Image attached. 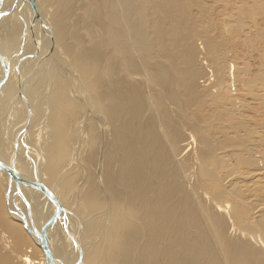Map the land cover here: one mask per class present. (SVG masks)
<instances>
[{
    "label": "bare ground",
    "instance_id": "bare-ground-1",
    "mask_svg": "<svg viewBox=\"0 0 264 264\" xmlns=\"http://www.w3.org/2000/svg\"><path fill=\"white\" fill-rule=\"evenodd\" d=\"M144 1L150 10L142 19L133 0L109 3L110 20L117 26L118 35L131 39L135 48H183L190 45V29L204 34L215 30L213 39L221 31L206 0ZM254 1L264 5L262 0ZM84 3L86 0H0V162L28 182L48 188L56 200L53 203L38 186L18 184L0 167L4 191L0 193V264H49L40 243L44 227L55 264H104L98 257L102 251L107 257L105 264H264L262 226L256 229V225L248 224L253 231L246 226L247 233L240 232L238 238L232 233L226 236L223 228L234 214L249 215L243 209L248 204L243 202L238 183L264 174V160L257 157L256 145L264 142L259 140L264 123L258 129L247 122H234L235 127L248 132L238 139L245 146L244 171L220 176L218 164L210 170L212 179L220 181L221 186L212 195L203 193L207 208L203 200L180 195L184 167L180 150L167 146L143 120L145 103L138 101L132 75L129 83H120L113 68L101 63L107 59L100 57L99 42L89 49L75 47L85 35L72 22ZM192 7L202 11L200 28L191 17ZM256 13L251 9L247 16L255 20ZM69 16L70 23L65 20ZM157 18L160 35H154L156 31L151 28ZM168 21L170 27L166 28ZM245 25L241 20L231 30L226 25L224 31L233 34ZM70 32L76 38L75 45L67 40ZM221 52L211 55L215 74L201 85L210 89L215 80L223 89L225 101H244L246 94L240 97L237 92L245 93L246 89H237L236 82L248 64L241 66L227 50ZM137 53L141 68L147 69V60ZM205 53L201 48L199 59ZM57 64L63 68H56ZM200 76L197 62L181 74L166 70L161 74L173 102L196 95ZM261 83L264 85V80ZM89 86L98 93L96 101L89 96ZM250 94L263 97L257 91ZM234 117L232 114L224 120ZM159 121L163 122L161 116ZM216 126L222 129V121ZM102 141L107 142L106 148H101ZM187 142L181 144L185 155L184 148L192 147L193 137ZM87 145L93 154L87 193L94 200L87 198L80 203L75 197L77 181L71 182L76 174L68 171V166L80 160ZM214 156L206 157L213 160ZM99 157L103 161L100 173ZM200 164L199 169L204 171ZM107 167L110 175L106 174ZM101 180L108 192L106 198L110 195V214H104L109 198L100 192ZM99 230L106 235L110 231L107 243L85 241L88 237L97 239ZM245 237L248 240L241 241Z\"/></svg>",
    "mask_w": 264,
    "mask_h": 264
},
{
    "label": "rangeland",
    "instance_id": "rangeland-1",
    "mask_svg": "<svg viewBox=\"0 0 264 264\" xmlns=\"http://www.w3.org/2000/svg\"><path fill=\"white\" fill-rule=\"evenodd\" d=\"M110 1L104 3L102 0H86V3L82 4L76 11V15L74 16L76 20L72 22L75 29L79 28L85 37L83 36L82 43H76L75 45L76 38L70 32L67 40L72 42L76 48L82 45V48L88 49L96 47L97 42H99L101 45V50H99L100 57H106L107 59L106 63H101L113 68L114 74L120 76L119 82L123 83V85L124 83H129V78L132 75L133 86H135L138 101H141V103L144 101L145 103V109L142 113L143 120L149 123L148 127L150 129L160 134L167 146L180 150L179 157L182 163H184V167L181 170L183 177H180L183 192L180 195L186 196L188 199L195 197L199 201H204L202 197L203 193L212 195L220 189V181L213 180L210 175L217 164L220 165V176L229 172L244 171L243 156L246 154L245 146L239 143L238 139L246 137L248 132L243 127H235L234 122H247L248 126H256L258 129L262 128L260 125L264 123V104H261L264 98V85L261 83L264 80V5H257L254 0H230L229 2L224 0H206L208 7H210L213 22L221 30L216 35L217 38H211L214 37L211 35H215V30L204 34L202 31L197 33V31H191L190 29V45H186L183 48L171 45L166 51H162L155 46L153 50L141 45L135 48L132 45L133 41L131 39L119 36L117 26L110 20ZM133 1L137 8V16L139 19H142L143 13L150 9L148 6H145L144 0ZM176 1L181 2V0ZM251 9L257 12L254 17L255 20H251L247 16V12ZM157 11L160 13L161 10L158 9ZM190 11L191 17L196 21V24L198 21L197 27L200 28L201 9L192 7ZM84 18L86 22L81 23ZM162 18L165 17H161L160 19ZM160 19L157 18L155 24L151 23V28L156 31L154 35H160L157 27ZM65 20L70 23L71 16L65 18ZM241 20L245 21L246 25L240 32L235 31L231 34L224 31L226 25H230L229 30H231ZM165 26L169 28L170 22H165ZM146 36H148V33ZM219 43L224 44V47L221 48ZM193 47L196 49V52H194ZM201 48L206 53L202 54L204 58L199 59L198 54ZM220 50H227L241 66L248 64L246 66L248 69L241 71L239 80L236 82L237 89L238 87L246 89L245 93L236 91L240 97L246 94L242 98L244 101H238L233 104L227 100L225 101L223 89L219 87L215 80H212L210 89H204L203 84L201 85L202 81H206L209 76L212 75L214 77L215 73L211 65V60H213L211 55L222 53ZM137 52L147 60V69L143 70L141 68L142 64ZM56 58L60 62H63L58 55H56ZM196 62L198 68L201 70V76L197 80L200 86L197 88L196 95L185 97L182 102L171 101L167 94V86L162 81L161 74L165 70L170 74H181L185 68H194ZM57 67L63 68V65L57 64ZM114 74L113 78H115ZM86 89L90 93L89 96L93 97L96 101L95 97L97 98L98 95L96 89L91 86L86 87ZM254 91L260 92L263 94V97L254 98L250 94ZM157 105L159 109H156ZM232 114L236 116L233 120H224ZM160 116L163 119L162 123L159 121ZM1 117L0 121L3 119ZM91 121H95V119ZM220 121L223 124L222 129L216 126ZM95 125L100 128V125ZM105 126L107 127L108 125ZM262 134L263 137L260 139L256 134L253 136L255 139L263 141L264 133ZM191 137H193L194 143L190 149L184 148L186 151L185 155L181 144L190 140ZM256 145L259 151L257 157L260 160H264V142H258ZM102 147H107L106 141L101 142ZM212 153L215 156L213 160H210L206 156H210ZM92 161L93 154L90 153L89 146L87 145L86 149L82 152L80 160L75 159V164L68 166V171L76 174L71 182L75 180L76 183L77 181L76 186L78 188L75 197L79 202L85 203L88 199L91 202L94 200L93 197H88L87 193V182L89 180L87 173ZM200 163L204 165V171L199 169ZM102 165L103 161L99 157V173ZM82 172L84 173L83 176ZM194 173H197L198 176L195 177ZM106 174L110 175L108 167L106 168ZM220 176L218 175V177ZM245 181L239 182L238 185L242 189L241 197L243 202L248 204V206L243 205V209L249 215H241L239 217L238 214H234L228 223L224 224V234L228 237L231 233L235 234L237 238L240 232L247 233L244 229L246 226L248 227V224L256 225V229L260 228V226L264 229V174L258 177H251ZM245 183H248V185ZM3 192V183L0 182V193ZM100 192L106 198L108 192L102 180ZM109 197L110 195L106 199ZM109 201L110 198L107 200L105 206L107 213L105 212L104 214L112 212L109 209ZM203 205L207 208L205 201ZM74 206L72 205L73 208H76ZM105 207L103 208L105 209ZM209 207L212 208V203ZM128 217L130 220V215ZM132 219H134L133 215ZM248 229L250 230L249 227ZM96 232H98L97 235L99 236L97 239L88 237L85 241L94 245L101 244L104 240L107 243V235H109L110 231H108L107 235L100 230ZM59 236L60 234H58ZM243 240L246 241L248 238L245 237L241 241ZM10 251H13V247ZM98 257L103 258L105 264L107 258L105 252L102 251Z\"/></svg>",
    "mask_w": 264,
    "mask_h": 264
},
{
    "label": "water",
    "instance_id": "water-1",
    "mask_svg": "<svg viewBox=\"0 0 264 264\" xmlns=\"http://www.w3.org/2000/svg\"><path fill=\"white\" fill-rule=\"evenodd\" d=\"M0 167H4L7 171H9L10 175H12L15 180L17 181L18 184H23V185H28L30 184L32 187H36L38 186V188H40L43 192H45L49 197L50 199L53 201V203L56 202V200L54 199L53 195L51 193H49V189L36 183V182H28L27 180L23 179L22 177L19 176V174L15 171V170H12L11 168H8L7 166H4L1 162H0ZM58 211H61L60 207L58 209ZM40 243H41V246L42 248L44 249V252L46 253V257L49 259V264H55L52 256H51V253L50 251L48 250V247H47V240H46V237H45V227L43 228L42 230V233L40 235Z\"/></svg>",
    "mask_w": 264,
    "mask_h": 264
}]
</instances>
